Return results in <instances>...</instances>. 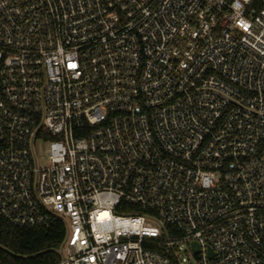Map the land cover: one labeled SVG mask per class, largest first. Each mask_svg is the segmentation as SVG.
Here are the masks:
<instances>
[{
  "label": "built area",
  "instance_id": "obj_1",
  "mask_svg": "<svg viewBox=\"0 0 264 264\" xmlns=\"http://www.w3.org/2000/svg\"><path fill=\"white\" fill-rule=\"evenodd\" d=\"M0 216L59 264H264V0H0Z\"/></svg>",
  "mask_w": 264,
  "mask_h": 264
},
{
  "label": "trees",
  "instance_id": "obj_2",
  "mask_svg": "<svg viewBox=\"0 0 264 264\" xmlns=\"http://www.w3.org/2000/svg\"><path fill=\"white\" fill-rule=\"evenodd\" d=\"M259 3L262 0H256ZM262 4V3H261ZM66 227H17L0 216V264H59Z\"/></svg>",
  "mask_w": 264,
  "mask_h": 264
},
{
  "label": "rangeland",
  "instance_id": "obj_3",
  "mask_svg": "<svg viewBox=\"0 0 264 264\" xmlns=\"http://www.w3.org/2000/svg\"><path fill=\"white\" fill-rule=\"evenodd\" d=\"M180 258L187 257L188 262H184L183 264H198V256L194 255L191 252L185 253L184 251L179 252Z\"/></svg>",
  "mask_w": 264,
  "mask_h": 264
},
{
  "label": "water",
  "instance_id": "obj_4",
  "mask_svg": "<svg viewBox=\"0 0 264 264\" xmlns=\"http://www.w3.org/2000/svg\"><path fill=\"white\" fill-rule=\"evenodd\" d=\"M194 247H195V249L198 251V246H197V244H194Z\"/></svg>",
  "mask_w": 264,
  "mask_h": 264
}]
</instances>
